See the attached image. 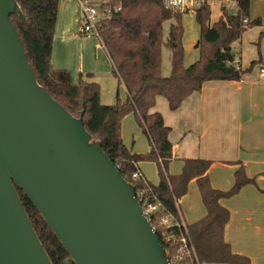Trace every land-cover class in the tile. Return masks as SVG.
Returning a JSON list of instances; mask_svg holds the SVG:
<instances>
[{"label":"trees","instance_id":"obj_1","mask_svg":"<svg viewBox=\"0 0 264 264\" xmlns=\"http://www.w3.org/2000/svg\"><path fill=\"white\" fill-rule=\"evenodd\" d=\"M25 17L11 16L28 61L38 83L70 114H84L86 130L102 144L107 156L119 169L124 179L142 192L147 203H156L159 208L149 219L157 236L164 245L172 262H175L181 247L183 230L168 229L163 224L164 216L172 223L180 221L178 202L188 192V185L196 180L207 214L201 220L186 224V236L194 256L187 264H251L248 257L235 254L225 241V227L231 214L221 205L240 193L254 180L247 177L243 167L234 174L230 190L214 189L207 174L211 160L185 159L179 174L169 173L173 160V146L167 138L164 119L151 110L158 95L164 96L169 106L175 109L193 92L199 91L211 81H240L251 72L261 59L254 60L247 69L236 63L233 45L243 34L254 27H262L261 19H250V0H233L236 12L221 7V15L212 22L211 5L200 0L193 9L200 27V38L196 44L200 58L186 67L183 44L185 29L183 15L189 10L166 8L164 0H108L110 6H120L98 23L101 44L110 58L112 74L118 85L126 90V98L116 94V103H101V87L96 82L80 76L76 83H63L52 66L54 33L60 0H15ZM172 21L168 38L163 40L164 24ZM264 37L261 32L259 43ZM171 55V73L162 74L163 47ZM133 115L150 144L147 153H135L122 139V122ZM154 163L158 182L152 183L141 172L140 165ZM235 165L237 163H234ZM139 177L134 179V173ZM23 207L53 264H74L60 241L43 220L37 209L24 193L18 189ZM143 210L145 205L141 203ZM170 236V240L166 239Z\"/></svg>","mask_w":264,"mask_h":264},{"label":"water","instance_id":"obj_2","mask_svg":"<svg viewBox=\"0 0 264 264\" xmlns=\"http://www.w3.org/2000/svg\"><path fill=\"white\" fill-rule=\"evenodd\" d=\"M0 0V264H53L20 189L74 264H173L137 198L75 117L36 80Z\"/></svg>","mask_w":264,"mask_h":264},{"label":"crops","instance_id":"obj_3","mask_svg":"<svg viewBox=\"0 0 264 264\" xmlns=\"http://www.w3.org/2000/svg\"><path fill=\"white\" fill-rule=\"evenodd\" d=\"M255 2L258 7L261 6L255 8V12L264 21V0ZM221 3L229 9L235 6L236 10L233 0H222ZM253 14V0H250L251 18H255ZM80 20L77 0H60L52 66L63 83H76L80 76L98 83L101 87V103L107 105L103 102V79L113 77L117 83L118 80L112 74V62L101 42L103 52L95 47L92 61L86 62L81 57L77 46L91 41L79 35ZM252 30L243 34L242 43ZM252 34L249 37L254 45L258 39ZM258 50L255 47L250 49L249 56L251 62L258 59L261 62L240 81L207 82L175 109L169 106L164 96L158 95L151 110L162 115L167 138L173 146L170 174H179L185 159H206L212 161L207 174L214 189L230 190L234 184L235 171L240 167L245 169L248 178L254 180V184L246 185L238 195L221 201V205L231 214L225 227V241L230 244L233 253L248 257L251 264H257L256 256L249 251L254 247H262L261 256L264 259V77L261 75L264 69V39L261 52ZM259 53L262 56L258 57ZM241 55L243 61L244 54ZM185 60V66L189 67ZM236 63L244 70L248 68L243 63ZM170 73L165 75L162 68L163 76L168 77ZM121 87L124 90L122 99H125L126 90ZM113 104L108 98V105ZM122 139L135 153L143 154L150 150L148 138L132 114L122 122ZM145 168L147 165H140L142 173ZM148 176L146 178L152 183L158 182L153 169ZM178 206L187 225L206 216L196 180L189 183L188 192L179 200Z\"/></svg>","mask_w":264,"mask_h":264},{"label":"rangeland","instance_id":"obj_4","mask_svg":"<svg viewBox=\"0 0 264 264\" xmlns=\"http://www.w3.org/2000/svg\"><path fill=\"white\" fill-rule=\"evenodd\" d=\"M196 1L198 2V4L196 5V8H197L199 6L200 0H196ZM207 1L211 5L212 22H216L221 15V7H222L221 2H222V0H207ZM260 7H258L255 0H253V13H254L253 15H255L254 16L255 18H251V16H250L251 20L260 18L255 12V8H260ZM230 10H232L233 12H236L235 6L232 7V9H230ZM260 15H263V14H260ZM182 21H183V26L185 29L184 40H183V44H184V48H185V54H186V60L185 61L190 66L191 64H193L195 61H197L200 58L199 49L196 48V44L200 38V27L197 24L193 9H190L188 13H185L183 15ZM261 21L263 24L262 27H254L253 28L254 30L250 31L251 33L248 32L243 43L241 40V41L235 42L233 45V53L235 55V59L237 60L238 63H243L244 66H246V65L248 67L250 66V63H251V58L249 56L250 49H253L255 47L256 50L260 49V50H258L260 52L262 50V41H263L264 37L261 39L260 44L257 45L259 43V38H260L261 32L264 31V21L262 19H261ZM171 23H172V21H169V22H166L164 24V36H163L164 42H166V40L168 38L169 27H170ZM250 34L254 35L256 37L255 38L256 40L258 39L256 42H254V45L252 44L253 40H251L249 37ZM88 41H91V42L90 43L89 42L88 43L87 42L82 43L81 46H77V50L80 51L81 57L85 58L86 62L92 61L93 55L95 57V52L93 51L95 47L98 50L99 49L102 50V48L100 46V41L97 38L88 39ZM91 44L93 46H91ZM243 46H244V52L242 51ZM102 52H103V50H102ZM240 53L244 54L243 61H242V55ZM170 55H171V53H170L169 49L166 46H164L163 47L162 68H163V72L165 73V75H167L166 73L169 74L171 72ZM257 55H258V57L262 56V54L260 55V53ZM184 64H185V62H184ZM109 76H111V75H109ZM165 77H167V76H165ZM103 81H104V92H103L104 93V97H103L104 103H107V105H108V98L110 101H112V103H116L117 92H119L120 97L123 98V95H124L123 91L124 90L121 86L118 85L117 81H115L113 79V77H108V78L105 77L103 79ZM143 165H147V168L143 169V172L146 175V177H149L148 173L152 172V169L155 172L156 176L158 177L156 165L154 163L147 162V163H143ZM249 251L252 252L256 256L257 264H264V259L261 256V251H263L262 247H254L253 249H249Z\"/></svg>","mask_w":264,"mask_h":264},{"label":"built area","instance_id":"obj_5","mask_svg":"<svg viewBox=\"0 0 264 264\" xmlns=\"http://www.w3.org/2000/svg\"><path fill=\"white\" fill-rule=\"evenodd\" d=\"M77 2L81 12L79 35L86 39L97 38L101 42L98 23L103 18L108 17L113 11H120L121 7L117 5L110 6L108 0H77ZM164 4L166 8L172 10H190L194 9L198 2L193 0H164ZM261 75L264 77V69L261 70ZM133 177L134 179H137L139 177V173H134ZM137 198L140 204L143 203L145 205L146 208L143 210L144 215L150 219L153 216V213L159 208V205L156 203H147L142 192L137 194ZM163 224L168 229L178 228L183 230V234H185V236L182 235L181 247L173 264H187V258L194 256V252L189 246V240L186 236V223L182 217L177 223H172L168 216H164ZM166 239L170 240V236H166Z\"/></svg>","mask_w":264,"mask_h":264}]
</instances>
